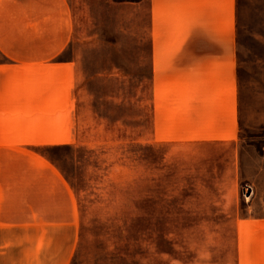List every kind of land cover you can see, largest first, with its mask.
<instances>
[{
  "label": "rangeland",
  "instance_id": "obj_1",
  "mask_svg": "<svg viewBox=\"0 0 264 264\" xmlns=\"http://www.w3.org/2000/svg\"><path fill=\"white\" fill-rule=\"evenodd\" d=\"M71 6L57 64L0 66V151L67 185L71 264H227L264 212V0Z\"/></svg>",
  "mask_w": 264,
  "mask_h": 264
},
{
  "label": "crops",
  "instance_id": "obj_2",
  "mask_svg": "<svg viewBox=\"0 0 264 264\" xmlns=\"http://www.w3.org/2000/svg\"><path fill=\"white\" fill-rule=\"evenodd\" d=\"M73 32L71 0H0V66L57 64L53 55ZM9 155L0 151V264H71L78 236L70 190L52 169ZM232 230L227 264H264V212L235 218Z\"/></svg>",
  "mask_w": 264,
  "mask_h": 264
},
{
  "label": "trees",
  "instance_id": "obj_3",
  "mask_svg": "<svg viewBox=\"0 0 264 264\" xmlns=\"http://www.w3.org/2000/svg\"><path fill=\"white\" fill-rule=\"evenodd\" d=\"M115 2H125V1H131V2H138L139 0H114Z\"/></svg>",
  "mask_w": 264,
  "mask_h": 264
}]
</instances>
